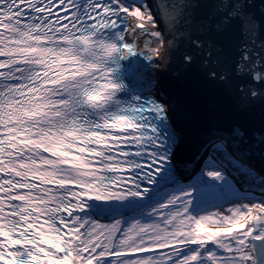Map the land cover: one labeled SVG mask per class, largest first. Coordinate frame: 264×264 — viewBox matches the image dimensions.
Instances as JSON below:
<instances>
[{"label":"snow or ice","instance_id":"6c2138e0","mask_svg":"<svg viewBox=\"0 0 264 264\" xmlns=\"http://www.w3.org/2000/svg\"><path fill=\"white\" fill-rule=\"evenodd\" d=\"M202 2L162 29L154 0H0V264H264V136L210 129L202 179L173 172L182 134L154 74L181 42V68L221 85L238 42L237 73L261 87L237 102L264 99L250 0H211L192 35Z\"/></svg>","mask_w":264,"mask_h":264},{"label":"water","instance_id":"95a60500","mask_svg":"<svg viewBox=\"0 0 264 264\" xmlns=\"http://www.w3.org/2000/svg\"><path fill=\"white\" fill-rule=\"evenodd\" d=\"M182 2L184 0H154L155 4L162 6L160 8V27L162 29L173 23L168 16V13L173 11L172 6L180 5ZM250 2L252 5L251 14L257 24L264 22V0H250ZM212 8L211 0H203L201 7L196 12L191 29L192 35L197 34L196 22L205 17ZM241 24L240 20L232 22L233 36H239ZM258 36L257 46L264 43V32L258 29ZM169 38H171L170 35ZM249 47L252 46L249 45ZM181 51H192L187 40L181 42L179 51L172 53V62L167 65V68L154 74L159 81V89L167 94L174 106L173 117L182 134V141L173 161V172L180 183L190 178L201 168L203 159H206L202 156L201 145L210 129H230L233 125H239L248 137H252L253 134L257 139L264 136V99H257L244 107L239 106L237 102L239 96L236 91L237 86L254 85L257 90H260L261 87L250 76L237 73L236 64L241 58L238 42L230 47L227 58L216 67L217 71H226L229 74L230 79L227 85L206 79L198 66L186 70L181 68L179 64ZM197 61H199V57H197ZM176 71L180 72L179 76L173 74ZM196 145L199 146L194 149ZM191 153L194 156L184 171H176L174 168L179 163L177 156L187 163ZM250 163L258 170L264 171V157L261 156L259 150L252 154ZM254 194L258 196L259 190L257 189Z\"/></svg>","mask_w":264,"mask_h":264},{"label":"rangeland","instance_id":"374dc122","mask_svg":"<svg viewBox=\"0 0 264 264\" xmlns=\"http://www.w3.org/2000/svg\"><path fill=\"white\" fill-rule=\"evenodd\" d=\"M201 172H206V169L204 168V164L203 163H202L201 168L198 171H196V173H194L190 178H188L184 182H181L180 184L184 185V186H188V185H191V184H197V182L202 179ZM203 179L204 180H210V178H208L206 175L203 177ZM172 186L174 187V185H172ZM194 195H195V193H194Z\"/></svg>","mask_w":264,"mask_h":264},{"label":"bare ground","instance_id":"6f19581e","mask_svg":"<svg viewBox=\"0 0 264 264\" xmlns=\"http://www.w3.org/2000/svg\"><path fill=\"white\" fill-rule=\"evenodd\" d=\"M199 145H196L194 147V149L198 148ZM193 152V151H192ZM194 155H192V153L190 154L189 158H188V161L187 163L180 157V156H177L178 157V164H177V167L174 168L176 171H180L182 170L181 172L184 171V169L187 167V165L189 164V161L193 158Z\"/></svg>","mask_w":264,"mask_h":264},{"label":"trees","instance_id":"16d2710c","mask_svg":"<svg viewBox=\"0 0 264 264\" xmlns=\"http://www.w3.org/2000/svg\"><path fill=\"white\" fill-rule=\"evenodd\" d=\"M217 203H221V204H223V207H224L225 209L231 206L230 204L224 203L223 201H219V202H217ZM212 210L215 211L216 209H212Z\"/></svg>","mask_w":264,"mask_h":264}]
</instances>
